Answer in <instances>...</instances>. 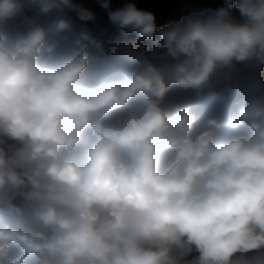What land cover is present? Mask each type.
<instances>
[{
    "label": "clouds",
    "instance_id": "clouds-1",
    "mask_svg": "<svg viewBox=\"0 0 264 264\" xmlns=\"http://www.w3.org/2000/svg\"><path fill=\"white\" fill-rule=\"evenodd\" d=\"M97 3L0 0V264H264V0Z\"/></svg>",
    "mask_w": 264,
    "mask_h": 264
},
{
    "label": "rangeland",
    "instance_id": "rangeland-1",
    "mask_svg": "<svg viewBox=\"0 0 264 264\" xmlns=\"http://www.w3.org/2000/svg\"><path fill=\"white\" fill-rule=\"evenodd\" d=\"M199 8L218 7L222 5V0H197ZM85 6L100 12L97 0H80ZM123 0H113L114 6H121ZM138 7L153 11L157 18V25L162 27L173 19H179L181 15L189 11V0H134Z\"/></svg>",
    "mask_w": 264,
    "mask_h": 264
},
{
    "label": "trees",
    "instance_id": "trees-1",
    "mask_svg": "<svg viewBox=\"0 0 264 264\" xmlns=\"http://www.w3.org/2000/svg\"><path fill=\"white\" fill-rule=\"evenodd\" d=\"M189 11H194L199 8L198 1L197 0H189Z\"/></svg>",
    "mask_w": 264,
    "mask_h": 264
}]
</instances>
